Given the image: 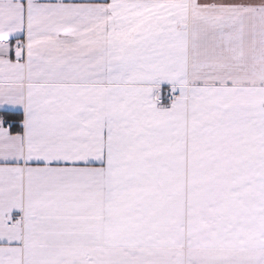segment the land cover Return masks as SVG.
<instances>
[{
  "label": "snow or ice",
  "instance_id": "6c2138e0",
  "mask_svg": "<svg viewBox=\"0 0 264 264\" xmlns=\"http://www.w3.org/2000/svg\"><path fill=\"white\" fill-rule=\"evenodd\" d=\"M0 264H264V0H0Z\"/></svg>",
  "mask_w": 264,
  "mask_h": 264
}]
</instances>
